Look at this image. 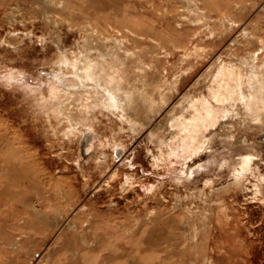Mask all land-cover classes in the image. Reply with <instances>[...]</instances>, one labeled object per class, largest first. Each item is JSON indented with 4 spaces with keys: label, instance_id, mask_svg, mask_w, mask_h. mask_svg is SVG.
Returning a JSON list of instances; mask_svg holds the SVG:
<instances>
[{
    "label": "rangeland",
    "instance_id": "374dc122",
    "mask_svg": "<svg viewBox=\"0 0 264 264\" xmlns=\"http://www.w3.org/2000/svg\"><path fill=\"white\" fill-rule=\"evenodd\" d=\"M251 70L264 0H0V264H264Z\"/></svg>",
    "mask_w": 264,
    "mask_h": 264
},
{
    "label": "bare ground",
    "instance_id": "6f19581e",
    "mask_svg": "<svg viewBox=\"0 0 264 264\" xmlns=\"http://www.w3.org/2000/svg\"><path fill=\"white\" fill-rule=\"evenodd\" d=\"M255 56V55H254ZM254 67V66H253ZM255 68V67H254ZM91 69V68H90ZM253 69V68H252ZM90 72H92L90 70ZM93 73V72H92ZM250 73H253V79H255V82H252L253 84V89H254V97L252 98V101H257V102H263L264 103V75L261 74V72L257 71V70H251ZM87 75V74H86ZM252 76V75H251ZM111 83V82H110ZM112 86V85H110ZM110 86H108L110 88ZM112 91V90H111ZM117 91H115L116 93ZM112 96V99H114V104L118 101H120V97L116 95H111ZM259 97V98H256V97ZM252 97V96H251ZM249 102L247 101V104ZM245 105V104H244ZM247 106V105H245ZM258 108V107H257ZM260 108V107H259ZM260 110V109H259ZM262 110V109H261ZM243 157V156H242ZM240 158V157H239ZM239 161V160H238ZM251 162H252V156L250 155H247L243 158V161H242V167L244 170H248L250 168V165H251ZM237 163V162H236ZM239 164V163H238ZM239 166V165H238ZM208 167V166H207ZM199 168V167H198ZM239 169V168H238ZM197 170V169H196ZM206 170V169H205ZM243 170V171H244ZM198 171V170H197ZM238 171V170H237ZM199 172V171H198ZM241 172V171H240ZM197 174V173H196ZM191 175V174H190Z\"/></svg>",
    "mask_w": 264,
    "mask_h": 264
}]
</instances>
